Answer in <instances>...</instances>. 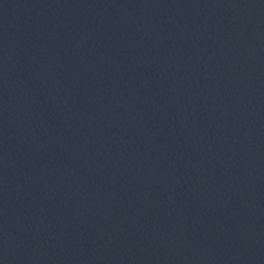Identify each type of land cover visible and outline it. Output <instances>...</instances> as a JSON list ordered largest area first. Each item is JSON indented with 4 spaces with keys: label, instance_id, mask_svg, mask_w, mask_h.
Listing matches in <instances>:
<instances>
[{
    "label": "water",
    "instance_id": "obj_1",
    "mask_svg": "<svg viewBox=\"0 0 264 264\" xmlns=\"http://www.w3.org/2000/svg\"><path fill=\"white\" fill-rule=\"evenodd\" d=\"M0 264H264V0H0Z\"/></svg>",
    "mask_w": 264,
    "mask_h": 264
}]
</instances>
